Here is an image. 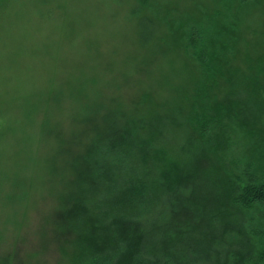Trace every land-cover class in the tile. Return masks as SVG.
Returning a JSON list of instances; mask_svg holds the SVG:
<instances>
[{"label":"rangeland","instance_id":"rangeland-1","mask_svg":"<svg viewBox=\"0 0 264 264\" xmlns=\"http://www.w3.org/2000/svg\"><path fill=\"white\" fill-rule=\"evenodd\" d=\"M250 55L264 64V0H0V264H76L55 212L73 147L101 115L138 119V138L172 102L218 113L219 70ZM208 69L220 82L211 96ZM222 116L206 130L226 126L223 156L242 170L258 151ZM175 123L164 121V136ZM263 211L247 224L261 237Z\"/></svg>","mask_w":264,"mask_h":264},{"label":"trees","instance_id":"trees-1","mask_svg":"<svg viewBox=\"0 0 264 264\" xmlns=\"http://www.w3.org/2000/svg\"><path fill=\"white\" fill-rule=\"evenodd\" d=\"M247 58L219 70L218 113L198 118L196 106L172 102L135 138L138 119L110 108L91 140L73 147L74 171L55 220L76 264H264V234L247 228L249 213L264 210V64H253L263 55ZM207 71L204 95L218 94L220 82ZM222 114L244 126L258 151L242 170L223 156L226 126L206 130L222 125ZM167 119L177 123L164 136Z\"/></svg>","mask_w":264,"mask_h":264}]
</instances>
